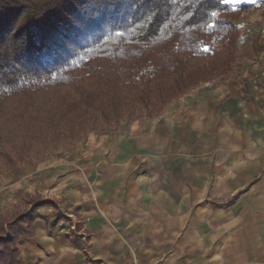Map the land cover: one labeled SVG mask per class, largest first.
<instances>
[{"label": "crops", "instance_id": "0c3cea01", "mask_svg": "<svg viewBox=\"0 0 264 264\" xmlns=\"http://www.w3.org/2000/svg\"><path fill=\"white\" fill-rule=\"evenodd\" d=\"M241 63L154 119L0 175L40 195L20 264H264V0H235Z\"/></svg>", "mask_w": 264, "mask_h": 264}, {"label": "trees", "instance_id": "16d2710c", "mask_svg": "<svg viewBox=\"0 0 264 264\" xmlns=\"http://www.w3.org/2000/svg\"><path fill=\"white\" fill-rule=\"evenodd\" d=\"M235 16L224 0H0V175L235 75ZM50 204L0 211V264H20Z\"/></svg>", "mask_w": 264, "mask_h": 264}, {"label": "rangeland", "instance_id": "374dc122", "mask_svg": "<svg viewBox=\"0 0 264 264\" xmlns=\"http://www.w3.org/2000/svg\"><path fill=\"white\" fill-rule=\"evenodd\" d=\"M234 19L238 22V20H240V18L239 17H237V16H235L234 17ZM240 55H241V49H240ZM239 67H240V64L237 66V71L239 70ZM218 81H220V80H218ZM216 82V81H215ZM212 83H214V82H212ZM203 86V85H202ZM194 92V91H193ZM182 99V98H181ZM180 99V100H181ZM179 101V100H178ZM177 102V101H176ZM175 103V102H174ZM169 107V106H168ZM167 109V108H166ZM165 109V110H166ZM161 115V114H160ZM159 115V116H160ZM159 116H157V117H159ZM154 118H156V117H154ZM154 118H147V117H145V116H143V117H140V116H137V117H135V118H133V119H124V120H122L121 122H123V121H131V120H134V119H154ZM120 122V123H121ZM120 123H118V124H115V125H113L111 128H109L107 131H105V132H92V133H90L89 135H88V137H87V139L86 140H84V141H81V142H77V143H74V144H71V145H69L67 148H66V150H64V151H62V152H58V153H54V154H51V155H48V156H46L45 158H43L41 161H43V160H46V159H54V158H57V157H59L61 154H63V153H65V152H67L69 149H70V147H72V146H74L75 144H78V143H84V142H87L88 141V139H89V136L91 135V134H93V133H97V134H105V133H108V132H110L113 128H115L116 126H118ZM27 161H29V160H27ZM41 161H39V162H41ZM32 163V162H31ZM38 163V162H37ZM14 172V171H13Z\"/></svg>", "mask_w": 264, "mask_h": 264}, {"label": "snow or ice", "instance_id": "6c2138e0", "mask_svg": "<svg viewBox=\"0 0 264 264\" xmlns=\"http://www.w3.org/2000/svg\"><path fill=\"white\" fill-rule=\"evenodd\" d=\"M225 3H229V2H235V0H224ZM213 16H216L217 13L213 12L212 13Z\"/></svg>", "mask_w": 264, "mask_h": 264}]
</instances>
